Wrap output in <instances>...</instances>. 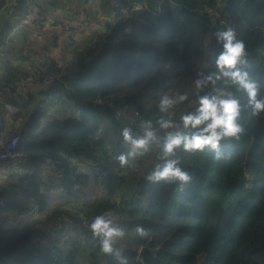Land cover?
I'll use <instances>...</instances> for the list:
<instances>
[{"label": "trees", "instance_id": "trees-1", "mask_svg": "<svg viewBox=\"0 0 264 264\" xmlns=\"http://www.w3.org/2000/svg\"><path fill=\"white\" fill-rule=\"evenodd\" d=\"M79 1V11L100 7L99 0ZM56 3L52 0L51 5ZM202 4V0H105L104 11L113 13V19L97 31L93 43L62 63H45L40 69L41 74H60L55 86L21 94L13 88L12 95H4L19 107L17 150L23 155L17 165L16 159L0 165V264H77L80 255L87 256L89 264H117L99 251L87 227L107 209L114 210L125 230L115 246L124 248L128 264H264V112L252 116L250 110L242 111L245 131L240 139L221 141L225 159L216 161L207 150L177 149L172 158L180 159L191 176L182 191L179 181L144 178L163 163L165 131L155 122L167 114L160 113L159 99L202 60L205 74L216 71L215 57L222 50L214 36L217 30L231 27L244 41L247 70L264 95V0ZM30 7L40 13L50 8L23 0L13 14L27 16ZM11 26L8 22L6 29ZM18 75L26 77L8 64L0 88ZM222 85L223 81L217 84ZM187 94V101L170 110L180 131H188L180 116L198 107L194 85ZM199 94L214 92L209 86ZM239 96L245 104L244 94ZM114 107L124 108L128 115L117 118ZM134 107L144 119L132 125ZM146 121L157 128L159 141L121 167L114 157L128 150L122 128L142 133ZM74 159L86 162V169L81 170L79 162L73 164ZM50 164L64 170L63 180L46 178L42 166ZM77 191L85 196L79 197ZM74 203L80 206L78 211H71ZM137 225L147 234L138 235ZM146 243L157 250L140 256L139 248Z\"/></svg>", "mask_w": 264, "mask_h": 264}, {"label": "clouds", "instance_id": "clouds-1", "mask_svg": "<svg viewBox=\"0 0 264 264\" xmlns=\"http://www.w3.org/2000/svg\"><path fill=\"white\" fill-rule=\"evenodd\" d=\"M214 36L217 43L222 45V50L214 61L216 71L197 73L193 85L198 96V107L195 112L188 111L180 116L183 129L188 131L177 130L178 125L171 118L174 113L170 111L187 101L188 94L169 96L165 93L159 99L160 113L167 114L155 122L160 130L165 131L160 157L163 163H157L154 170L144 177L149 182L179 181L182 191L183 185L191 181V176L180 166V159L172 158L177 149L182 148L186 153L207 150L214 153L216 161L225 159L227 157L221 151V141L240 139L245 131L240 123L242 111L250 110L252 116L264 112V95L260 92V85L250 78L247 70L249 53L244 41L237 37L236 31L231 27L217 30ZM219 81H223L222 86H217ZM209 86L214 94H199ZM239 93L246 97L245 104L241 103ZM144 123L142 133L134 132L128 126L122 128L120 135L128 150L114 157L121 167L130 165L135 158L148 153L152 144L159 141L157 128L153 127L151 121ZM87 227L97 240L101 253L112 256L117 264H128L124 248L115 246L125 236V230L115 218L113 209L94 216ZM135 231L140 236L147 234L139 225Z\"/></svg>", "mask_w": 264, "mask_h": 264}, {"label": "built area", "instance_id": "built-area-1", "mask_svg": "<svg viewBox=\"0 0 264 264\" xmlns=\"http://www.w3.org/2000/svg\"><path fill=\"white\" fill-rule=\"evenodd\" d=\"M22 1L23 0H5V3L2 4V0H0V12H6L9 10V18H12L14 16V7L18 6ZM202 1L206 4L209 3V0ZM35 13L37 12H34L33 14ZM29 15L32 14L30 13ZM83 18L82 15H78L73 23L67 24L62 20H52L45 13H37L34 17H32V21L39 30L43 28L44 23H48V21L52 20L48 23V27L52 30V32L49 33V38L52 43H56L61 40L62 37L73 39L83 33L87 29V25L90 23L89 20ZM100 18L101 17H99V19ZM28 20H30L29 17L25 20V22ZM46 57L47 56H45V58ZM52 62L59 63L49 57L46 58L44 64H52ZM39 72L40 71H38L37 75L34 76L25 77L18 75L7 85L3 86L2 89L0 88V165H4L10 160L20 158L23 155V153L17 150L21 140L19 129L20 122L17 119L15 120L19 113V107L9 102L7 98L5 99L4 95H8L9 93L11 94L13 88L19 89L20 92L32 88V86H36L39 90H48L56 85L60 77V74L56 71H49L44 74ZM114 109L115 116L117 118L127 114V111L124 108L114 107ZM130 119L132 125L142 122L144 118L140 109L134 107L131 111Z\"/></svg>", "mask_w": 264, "mask_h": 264}, {"label": "crops", "instance_id": "crops-1", "mask_svg": "<svg viewBox=\"0 0 264 264\" xmlns=\"http://www.w3.org/2000/svg\"><path fill=\"white\" fill-rule=\"evenodd\" d=\"M37 1L39 2L41 0H37ZM73 1L71 2V6H72L71 7L69 3H66L67 2L66 0H58V3H56L55 6L49 5L50 8L44 13L48 15L52 20H56V19L62 21L65 20L67 24H71L73 23L74 19L77 17V13H78L73 11L74 5L76 6L77 9L80 5L79 0L78 2H73ZM48 2L51 4L52 0H45V3ZM91 5L92 3L89 4V6ZM94 6L96 5L94 4ZM61 7L64 8L63 12L62 10L58 12V9ZM76 8H74V10ZM31 10L32 7H30V11ZM94 10L95 9L92 8L91 11L88 13L90 15L93 14V16H97ZM64 16H67L71 20L70 21L66 20L65 18L67 17ZM102 16L104 15H100L99 17ZM112 16L113 13H111L108 16V19L109 17ZM9 17H10L9 10L6 12H0V77L5 72L6 66L8 64L15 65L17 69L20 72L24 73L26 76H32V75L34 76L37 75L40 69L44 68L43 64L46 58L50 57L53 58L55 61L61 63L62 61H66L67 59H70L71 56L70 53L66 54L65 52L63 53L61 50V48L65 45V42L69 38L62 37L61 40L57 41L56 43H52L51 39L49 38L50 37L49 33H51L52 30H50V28L48 27V23H50L52 20L48 21V23H44L43 28L38 30L36 28L35 23L32 20H28L25 22L24 19L20 23L21 27L17 29V31L19 32L18 38H14L12 33L14 29L12 30L6 29L7 23L9 21L8 20ZM45 56L47 57L45 58ZM32 89H37V88L36 86H32V88L22 92H20L19 89H17V92L21 94ZM10 95H12V93L8 94V96ZM72 162L73 164H76L79 161L74 159ZM82 163L86 164V162H82ZM53 194H56V192L54 191Z\"/></svg>", "mask_w": 264, "mask_h": 264}, {"label": "rangeland", "instance_id": "rangeland-1", "mask_svg": "<svg viewBox=\"0 0 264 264\" xmlns=\"http://www.w3.org/2000/svg\"><path fill=\"white\" fill-rule=\"evenodd\" d=\"M100 1V2H99ZM98 1V4L100 5V7L99 8H97V10H94L95 11V13L97 14V16H93V14L92 15H90L89 13H88V11L86 10V11H83V10H78L77 8H76V6L74 5V8H76L75 10H74V8H73V11L74 12H78V13H81V15H82V18L83 19H86V20H89V24L87 25V29L83 32V33H81L80 35H78L76 38H69V39H67V41L65 42V45L61 48V50H62V52L64 53H70V55L72 56L73 54H75V52L78 50V49H83L84 48V46H88L89 44H91V43H93V38H94V36L95 35H97V31H102V30H104V27H105V23L107 22V21H109V20H112L113 19V16L112 17H109V20H107L108 19V16L109 15H107L106 13H105V11H104V1L105 0H99ZM39 2H41L42 4H44L45 3V0H41V1H39ZM60 2V1H59ZM202 3H204V4H202L201 5V7H206V6H208L205 2H203L202 1ZM45 5H47L48 7H49V5H51L49 2L48 3H45ZM67 5H69V4H67ZM70 6H71V4H70ZM72 7V6H71ZM63 7H61V8H59L58 9V12H60V10H62V12H63ZM202 9V8H201ZM34 12H37V11H31L30 13L32 14V15H28L29 16V18H30V20H32V17H34L37 13H40V12H37V13H35V14H33ZM99 14V15H98ZM100 15H105V16H102L100 19H99V16ZM28 16H25V17H23L22 15H20V17H16L15 15L12 17V18H8V22H10L11 24H12V26H11V28H10V30H12V29H14L13 30V37L14 38H18V36H19V32L17 31V29H19V27H21V22H22V20H26L27 18H28ZM64 17H67V16H64ZM63 17V18H64ZM66 20H68V21H70L71 19H69L68 17L67 18H65ZM24 20V21H25ZM74 20H76V18L74 19ZM63 22L64 23H67L65 20H63ZM74 22V21H73ZM18 40H20V39H18ZM88 44V45H87ZM70 56V57H71ZM62 62H64V61H62ZM201 63L194 69V71L192 72V73H190L187 77H184V78H181V79H179V81H178V83L175 85V87H174V89L173 90H171L169 93H167L169 96H176V95H178V94H184V93H187L188 92V90H189V88H191L192 86H193V81H194V79H196L197 78V73L198 72H204V73H206V71H207V67H206V64H205V62L202 60V61H200ZM34 64V63H33ZM19 160H20V158H17L16 159V161H14L15 163H16V165L18 164V163H20L19 162ZM76 164H78V163H76ZM86 165V164H85ZM82 162L81 163H79L78 164V166H79V168L81 169V170H85L86 168H84V166H85ZM47 166V165H46ZM45 165H43L42 167L44 168V173H45V176H46V178L48 179V180H51V181H55V179H60V180H63V178L66 176H63L62 177V175H63V171L64 170H61V169H57L55 166H51V164H50V166H48V167H46ZM73 165H71V167H72ZM0 171H1V169H0ZM2 181V179L0 178V182ZM90 186L93 188V184L91 183L90 184ZM75 187H73V189H74ZM62 189H63V187H62ZM96 194H98L99 195V197H100V194H101V192L100 193H96ZM122 194V193H121ZM53 195H55V198H57V192H56V194H53ZM67 195V194H66ZM65 195V196H66ZM76 195H78L79 197L80 196H85L84 194H82L80 191H77V193H76ZM97 196V195H96ZM58 199V198H57ZM62 200H64L65 201V198H62L61 199V201ZM75 204V206H72L70 209H71V211H78V207H80V206H78V204H76V203H74ZM78 213H80V212H78ZM81 214V213H80ZM60 219H63L62 217H65V219H64V221H68L69 222V219H67L66 218V216H65V214H60L59 216H58ZM80 258L78 259V261L76 262L77 264H89V261L87 260V256L85 257V256H82V255H80L79 256ZM19 262H22L21 261V259H19ZM90 262H93V260L91 259V261Z\"/></svg>", "mask_w": 264, "mask_h": 264}, {"label": "water", "instance_id": "water-1", "mask_svg": "<svg viewBox=\"0 0 264 264\" xmlns=\"http://www.w3.org/2000/svg\"><path fill=\"white\" fill-rule=\"evenodd\" d=\"M147 250H150V251H152V252H156V248H151L150 246H149V244L148 243H146L145 245H143V246H141L140 248H139V254H140V256H143L144 255V252L145 251H147Z\"/></svg>", "mask_w": 264, "mask_h": 264}]
</instances>
